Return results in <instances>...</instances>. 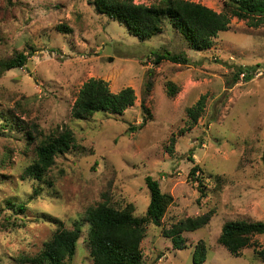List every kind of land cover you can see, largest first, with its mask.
<instances>
[{"label":"rangeland","instance_id":"obj_1","mask_svg":"<svg viewBox=\"0 0 264 264\" xmlns=\"http://www.w3.org/2000/svg\"><path fill=\"white\" fill-rule=\"evenodd\" d=\"M7 1L0 0V60L17 51L30 58L24 68L0 77V157L7 146L12 152L6 168L0 166V219L36 188L43 194L29 203L25 228L0 232V264H18L20 253H37L56 229L52 218L73 229L75 222L84 223L89 207L107 200L144 215L150 203L147 177L174 202L162 227H147L140 244L145 264H193L201 242L208 249L204 264H263L255 248L236 257L218 240L227 222H264V27L256 30L233 18L228 32L198 52L169 20L163 34L142 41L100 15L90 0H12L6 8ZM133 1L152 6L160 0ZM186 1L222 12L225 0ZM165 53L185 55L190 63L156 64ZM239 69L245 74L235 83ZM90 79L103 80L112 93L133 89L134 105L122 115L72 118L79 90ZM169 83L178 88L173 98ZM204 96L205 112L190 128L187 109ZM25 122L45 134L68 126L76 136L75 147L58 158L43 182L19 180L34 149L27 127H19ZM195 165L203 171V199L190 174ZM210 211L213 217L202 230L184 234L187 249L176 250L163 236L164 228ZM88 230L85 222L69 264H93ZM254 240L264 248V234Z\"/></svg>","mask_w":264,"mask_h":264},{"label":"trees","instance_id":"obj_2","mask_svg":"<svg viewBox=\"0 0 264 264\" xmlns=\"http://www.w3.org/2000/svg\"><path fill=\"white\" fill-rule=\"evenodd\" d=\"M90 1L100 15L124 24L129 34L142 41L163 34L165 21L169 20L190 48L198 52L210 49L220 33L228 32L233 18L246 21L249 27L256 30L264 27V0H225L222 12L186 0H160L152 6L137 5L133 0ZM12 4L13 1L8 0L4 6L7 8ZM58 30L68 31L65 27H58ZM29 58L30 55L25 51H17L11 57L0 60V77L8 70L24 68ZM163 61L179 65L190 63L185 55L170 53L157 55L156 64ZM242 70L239 69L235 73V83L245 74ZM251 77L249 74L246 80ZM167 86L170 97H175L178 88L173 83ZM135 101L136 96L131 88L112 93L103 80L90 79L79 90L71 117L76 120H88L100 112L113 116L122 115ZM206 102L207 97H201L195 105L187 109L188 118L193 122H188L190 128L202 117ZM19 127H27L25 134L28 145L34 147L33 158L21 170L20 182L47 180L56 167L58 158L67 154L77 143L74 132L68 126L57 128L49 134H45L36 124L25 122ZM174 143L175 140L171 139V154L174 152ZM9 147L7 146L8 150L0 157L1 168H6L11 160L12 152ZM190 161L194 162L192 158ZM190 174L199 184L200 198L207 197L201 166L195 165ZM145 184L150 193V203L142 216L133 214L132 205L120 209L111 205L109 200L87 209L84 223L89 226L87 242L93 264H145L140 244L145 239L147 227H162L165 214L174 202L173 197L163 193L160 183L152 177H147ZM42 194V188L38 187L27 202L15 205L8 201V205L12 204V207H9L10 212L0 219V232L25 228L28 223L29 203ZM213 214L214 212L210 211L198 217L181 220L169 229L164 228L163 236L171 240L176 250H185L188 245L184 234L202 230L211 221ZM49 221L56 226L51 239L35 254L20 253L16 260L18 264H69L74 260L84 223L75 222L74 228L68 229L62 220L52 218ZM263 234L264 222L231 221L223 226L218 242L236 257L240 256L244 249L253 247L257 258L264 264V248H260L254 240L256 236ZM207 255V246L201 242L194 249L193 264H204Z\"/></svg>","mask_w":264,"mask_h":264}]
</instances>
